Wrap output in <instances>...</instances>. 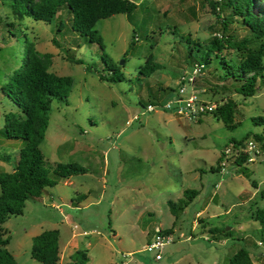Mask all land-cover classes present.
<instances>
[{
  "label": "rangeland",
  "instance_id": "obj_1",
  "mask_svg": "<svg viewBox=\"0 0 264 264\" xmlns=\"http://www.w3.org/2000/svg\"><path fill=\"white\" fill-rule=\"evenodd\" d=\"M132 1L130 16L113 13L95 22L102 46L72 29L65 6L45 22L18 17L0 1V128L5 112L18 111L2 85L23 64L32 42L50 54V71L71 77L66 99L51 98L40 142L44 158L85 167L26 199L21 213L7 216L0 224L8 237L5 247L20 264H40L31 255L32 236L57 228L62 243L71 237L70 245L86 252L87 264H227L242 245L250 249L253 264H264V227L254 217L264 207V149L253 138L264 129L252 120L264 114V80L245 96L219 77L214 60L196 75L192 88L201 98L234 99L232 128L209 111L189 117L159 105L147 110L148 103L176 96L188 61L180 33L206 42L222 33L221 19L212 11L215 0ZM231 27L237 37L250 36L240 23ZM102 51L119 65L122 79H108ZM147 62L155 65L143 74L140 67ZM249 139L255 142L252 162L221 166L222 150L245 151ZM14 140L0 142V170L16 162L23 141ZM185 188L197 192L187 197ZM170 200L183 209L171 207ZM158 232L171 237L160 258L158 250L143 248Z\"/></svg>",
  "mask_w": 264,
  "mask_h": 264
},
{
  "label": "trees",
  "instance_id": "obj_2",
  "mask_svg": "<svg viewBox=\"0 0 264 264\" xmlns=\"http://www.w3.org/2000/svg\"><path fill=\"white\" fill-rule=\"evenodd\" d=\"M7 2L18 17L24 15L36 20L51 22L57 11L65 6L70 14L72 29L85 35L89 41H96L102 46L101 36L94 28L95 22L113 13L132 14L136 3L132 0H0ZM261 3L260 11H256L257 3ZM212 11L220 18L222 33L212 35L206 42L193 39L190 33H180L181 41L187 44V64L199 62L204 68L213 60L217 62L219 77L229 80L237 91L245 96L255 93L259 81L264 77V0H215L210 1ZM240 23L247 28L250 36L237 37L231 23ZM12 25V24H11ZM19 25V24H18ZM173 33L178 31L172 30ZM257 41L254 45L251 41ZM227 49H234L238 54L229 56ZM23 64L16 68L11 79L2 85L3 91L18 107V111L4 113V124L0 128L6 139H21L18 158L10 171L0 170V224L10 214L21 213L24 201L39 196L46 186L55 184L59 179L85 171V167L74 161H53L44 158L40 142L45 136L48 126V109L51 98L66 99L71 85V77L59 75L48 69L49 53L39 51L32 42L26 45ZM101 59L111 70L109 80H120L123 74L110 56L102 51ZM79 61V59H75ZM150 62V61H149ZM147 62L140 67L143 74L153 70L155 63ZM235 101L231 97L217 101L216 107L209 112L218 115L225 125L234 127ZM208 112V111H206ZM255 124L264 129V114L252 116ZM253 138L260 140L264 149V132L253 133ZM233 142L241 143L235 139ZM224 154V153H223ZM222 152L218 160L222 159ZM248 152L238 150L227 158L237 165L252 162L247 159ZM1 159H7L5 154ZM254 182V181H252ZM197 192L194 188H185L184 196L191 197ZM264 193V192H262ZM264 195V194H263ZM188 200L182 199L187 203ZM174 209H183V205H175ZM181 202V200H180ZM261 227H264V207L255 211ZM59 232L57 228L44 229L32 236L31 255L40 264H58ZM8 237L3 236L0 227V264H20L5 244ZM65 264H87V254L76 249ZM227 264H253L250 249L240 246L229 257Z\"/></svg>",
  "mask_w": 264,
  "mask_h": 264
},
{
  "label": "built area",
  "instance_id": "obj_3",
  "mask_svg": "<svg viewBox=\"0 0 264 264\" xmlns=\"http://www.w3.org/2000/svg\"><path fill=\"white\" fill-rule=\"evenodd\" d=\"M204 65L199 62H194L191 65L186 66L179 75V84L177 87L176 96L172 100L165 101L163 103H148L146 104L147 110H154L156 105L166 107L169 109H173L177 113L185 114L189 117H196L201 115L206 111H210L216 107L217 101L204 99L198 95L192 88V83L196 77V75L203 72ZM187 85L190 86L188 89ZM247 149L245 151L249 152L247 159L249 161H253V156L256 154L253 150H255V142L253 139H249L247 141ZM227 149V148H226ZM222 150V159L219 162L221 166H225L227 163V158L231 156L229 155L227 150ZM238 151V150H237ZM253 154V155H252ZM72 230L77 228V224L74 223L71 225ZM85 232V231H84ZM171 239L169 234H165L162 232H158L155 234L154 238L148 241L143 248L147 250H158L155 253L156 258H160L161 248L164 246L166 242Z\"/></svg>",
  "mask_w": 264,
  "mask_h": 264
},
{
  "label": "crops",
  "instance_id": "obj_4",
  "mask_svg": "<svg viewBox=\"0 0 264 264\" xmlns=\"http://www.w3.org/2000/svg\"><path fill=\"white\" fill-rule=\"evenodd\" d=\"M14 139H6V138H3V139H0V142L6 144V145H13L14 144ZM19 150V149H18ZM8 158V157H7ZM17 158H18V152H17V156H16V161H17ZM1 161L0 160V165H1ZM16 163V162H15ZM15 163H13L12 165H14ZM13 169V166L12 168H9V169H2V170H7V171H10ZM72 175L68 176V177H65V178H61L65 181H68L70 179ZM71 203H75L74 201H71ZM84 231L86 232V230H83L82 233H84ZM35 235V234H34ZM73 236H75V233H72ZM72 242L71 240V237H68L67 239H65V241L62 243V241L58 238V243H59V260H58V264L60 262H62L63 264H65L66 262H68L70 260V256L71 254L74 252L75 248L73 245H70V243Z\"/></svg>",
  "mask_w": 264,
  "mask_h": 264
},
{
  "label": "water",
  "instance_id": "obj_5",
  "mask_svg": "<svg viewBox=\"0 0 264 264\" xmlns=\"http://www.w3.org/2000/svg\"><path fill=\"white\" fill-rule=\"evenodd\" d=\"M123 61V59L120 60V63Z\"/></svg>",
  "mask_w": 264,
  "mask_h": 264
}]
</instances>
